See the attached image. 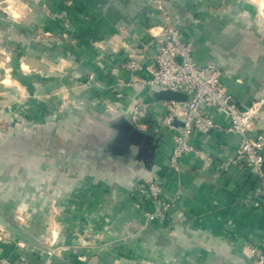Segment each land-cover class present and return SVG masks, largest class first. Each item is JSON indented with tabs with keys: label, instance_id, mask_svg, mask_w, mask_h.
Masks as SVG:
<instances>
[{
	"label": "crops",
	"instance_id": "0c3cea01",
	"mask_svg": "<svg viewBox=\"0 0 264 264\" xmlns=\"http://www.w3.org/2000/svg\"><path fill=\"white\" fill-rule=\"evenodd\" d=\"M162 1L196 63L220 69L248 110L264 95L257 0ZM157 4L18 0L27 7L16 21L0 0V257L11 264H254L250 249L264 254V168L235 162L241 137L222 130L226 118L208 110L221 128L195 132L201 155L177 170L179 130L153 132L168 114L164 90L147 82ZM250 135L264 136V116ZM154 178L174 205L148 221L135 191ZM23 211L32 218L20 224ZM87 233L101 238L83 244ZM45 239L59 252L46 253Z\"/></svg>",
	"mask_w": 264,
	"mask_h": 264
},
{
	"label": "built area",
	"instance_id": "2783aa9c",
	"mask_svg": "<svg viewBox=\"0 0 264 264\" xmlns=\"http://www.w3.org/2000/svg\"><path fill=\"white\" fill-rule=\"evenodd\" d=\"M157 10L162 13L163 23L151 32L157 40V53L154 64L149 68L151 86L164 91L183 94L180 100H166L168 114L155 120L153 132L162 136L170 131L179 130L174 136V149L171 155V166L177 170L182 159L190 154L201 153L191 145L190 139L195 132L208 133L221 128L215 117L208 111L214 109L230 123L222 130L226 134H238L241 145L235 162L246 169L262 174L264 168V136L252 138L250 133L258 119V107L254 106L241 111L234 97L223 83V73L214 66H199L193 56L190 43L181 39V32L172 16L164 9L163 1L157 0ZM152 31V30H151ZM129 68L136 70L139 66L130 63ZM135 197L144 207L146 220L163 219L174 205L172 199H166L164 182L161 179H150L136 187ZM264 195V191L262 192ZM254 264H264V254L255 248L250 249ZM51 254V253H50ZM0 264H11L0 257Z\"/></svg>",
	"mask_w": 264,
	"mask_h": 264
},
{
	"label": "rangeland",
	"instance_id": "374dc122",
	"mask_svg": "<svg viewBox=\"0 0 264 264\" xmlns=\"http://www.w3.org/2000/svg\"><path fill=\"white\" fill-rule=\"evenodd\" d=\"M258 17H257V19H256V21H258L259 22V28H261V30H263L264 31V12H261V9H260V11L258 12ZM248 16V14H245V17H247ZM247 19H248V17H247ZM251 20H253V19H249L248 21H251ZM248 21H245L244 22V27L246 28V26H245V24L246 25H248V24H250ZM244 30H246V29H244ZM263 59H264V57H263ZM264 62V61H263ZM254 106H257L258 107V113H259V116H260V118L261 117H263L264 116V95H261V96H259V97H257L252 103H251V105H250V108L251 107H254ZM27 125V124H26ZM29 125H27V127H25V129L28 131V133H30L31 131V129H30V126L28 127ZM0 134H1V131H0ZM43 185H44V188H47V184H48V182H47V178H45V179H43ZM25 206H26V204H25ZM25 211H23V214H16L15 216H14V218H16V219H18L19 220V223L20 224H22V223H26L27 221H30V219L32 218V215H29V214H27L26 215V213H24ZM28 212V211H27ZM52 233V232H51ZM54 233H52V235H53ZM88 235H89V237L88 236H84L83 237V240H82V243L83 244H85V242L86 243H89V244H93L92 243V241H94L95 239H97V238H101V235L100 234H94V235H92L91 233H87ZM55 237L57 238V235H55ZM86 240V241H85ZM56 241H54V243H55ZM53 243V244H54ZM44 247L45 248H43L44 250H45V252L46 253H48V254H50V255H53V254H56V253H58L59 252V248H55L53 245H52V243L50 244V245H48L47 244V240L45 239L44 240Z\"/></svg>",
	"mask_w": 264,
	"mask_h": 264
},
{
	"label": "clouds",
	"instance_id": "9594fccd",
	"mask_svg": "<svg viewBox=\"0 0 264 264\" xmlns=\"http://www.w3.org/2000/svg\"><path fill=\"white\" fill-rule=\"evenodd\" d=\"M260 4L261 12H264V0H257ZM9 7L5 9V11L11 13V17L13 20L20 21L24 16V9L27 7L26 5H18V0H7ZM2 7V5H0ZM4 83H8L5 81Z\"/></svg>",
	"mask_w": 264,
	"mask_h": 264
},
{
	"label": "water",
	"instance_id": "95a60500",
	"mask_svg": "<svg viewBox=\"0 0 264 264\" xmlns=\"http://www.w3.org/2000/svg\"><path fill=\"white\" fill-rule=\"evenodd\" d=\"M163 93H164V97L167 100H180L184 98L183 94L178 93V92L164 91Z\"/></svg>",
	"mask_w": 264,
	"mask_h": 264
}]
</instances>
